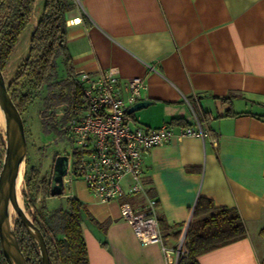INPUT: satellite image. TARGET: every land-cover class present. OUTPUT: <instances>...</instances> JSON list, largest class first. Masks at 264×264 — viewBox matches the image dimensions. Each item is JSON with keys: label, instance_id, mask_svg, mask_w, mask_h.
I'll return each instance as SVG.
<instances>
[{"label": "crops", "instance_id": "crops-1", "mask_svg": "<svg viewBox=\"0 0 264 264\" xmlns=\"http://www.w3.org/2000/svg\"><path fill=\"white\" fill-rule=\"evenodd\" d=\"M65 24L75 73L115 69L122 81H146L141 101L151 104L133 114L136 126H191V105L218 137L215 147L172 139L144 157L165 246L186 235L203 197L235 209L246 235L199 264H264V0H77ZM228 110L236 115L216 118ZM66 197L85 207L88 264H168L160 245H141L121 217L122 203L137 211L142 197L103 203L81 179Z\"/></svg>", "mask_w": 264, "mask_h": 264}, {"label": "trees", "instance_id": "trees-1", "mask_svg": "<svg viewBox=\"0 0 264 264\" xmlns=\"http://www.w3.org/2000/svg\"><path fill=\"white\" fill-rule=\"evenodd\" d=\"M34 0H0V70L7 67L14 47L30 24ZM74 8L71 0H45L37 25L29 39V52L17 69L15 79L8 86L11 99L20 114L31 103L29 94L20 95L24 81L30 83L33 91L44 87L48 90L45 109L69 103L72 108L84 104L82 87L76 81L72 58L67 49L66 14ZM58 60L62 63L66 78L57 82ZM58 87V93L54 89ZM223 100L229 101L230 98ZM134 113L130 114L133 116ZM227 111L216 118L234 116ZM261 118V117H260ZM56 119L54 118V123ZM179 126H189L178 122ZM56 125L54 124V127ZM55 129V128H54ZM46 134L51 129L44 126ZM0 169L4 155V141L0 142ZM22 195L28 206H34L35 195L50 196L51 179L40 177L38 168L25 170ZM67 208L49 214L37 210L33 223L42 232L55 264H88L87 251L82 235V214L84 205L73 197H67ZM184 247L188 254L180 257L177 264H199L198 257L226 244L242 239L246 231L240 216L233 208L215 207L213 203L199 197L192 213ZM159 226L160 220L158 219ZM15 234L27 264H41L38 247L21 221L15 222ZM0 264H7L0 247Z\"/></svg>", "mask_w": 264, "mask_h": 264}, {"label": "built area", "instance_id": "built-area-1", "mask_svg": "<svg viewBox=\"0 0 264 264\" xmlns=\"http://www.w3.org/2000/svg\"><path fill=\"white\" fill-rule=\"evenodd\" d=\"M82 87L84 104L55 113L60 132L71 145L63 189L81 179L87 191L103 203L115 202L125 196L142 197L137 211L129 203L120 205L121 217L131 226L143 246L158 244L168 264H177L188 254L185 234L174 248L165 246L157 216V202L150 197L143 182L144 157L148 152L172 139L185 137L209 141L214 147L218 137L200 119L190 105L194 122L191 126L172 128L163 125L148 129L135 125L128 109L141 101L146 90L143 78L122 81L115 69L93 76L75 73Z\"/></svg>", "mask_w": 264, "mask_h": 264}, {"label": "rangeland", "instance_id": "rangeland-1", "mask_svg": "<svg viewBox=\"0 0 264 264\" xmlns=\"http://www.w3.org/2000/svg\"><path fill=\"white\" fill-rule=\"evenodd\" d=\"M71 1L74 4L77 3V0ZM44 2L45 0H34L33 17L31 18L30 24L20 36L19 41L11 54L8 65L2 72L7 86H9L15 79L18 67L28 56L29 35L33 27L36 25H34V20L38 17V15L40 16ZM57 63L58 68L56 81L59 82L64 80L66 76L60 60H58ZM54 92L58 93V87L54 89ZM19 94H29L31 97V103L27 107L26 111L21 113L26 139V154L23 171L25 172V170L30 167H36L39 170L40 177H46L50 180L55 158L60 155L69 157L72 151L71 145L65 140L60 132V124L57 123V121L54 123L55 113L68 111L71 105L66 103L45 109L44 104L48 96V90L44 87L41 90L33 91L28 81H24L22 83ZM54 124L56 125L55 127ZM45 125L47 126V129L52 130V133L46 134L44 132L43 129ZM1 140L5 141V132L2 125H0V142ZM24 189L23 183L20 193V201L24 212L32 221L35 218V211L37 210H42L49 214L52 211L67 208L66 194H68L69 185L65 187L64 195L61 197H52V199L47 200L46 198H43L41 194H38L37 196L35 195L33 208L28 206L29 201H27L22 195V191H24ZM17 219L18 218L14 212L11 217V222L14 228ZM50 263L55 264L54 257L50 258Z\"/></svg>", "mask_w": 264, "mask_h": 264}, {"label": "water", "instance_id": "water-1", "mask_svg": "<svg viewBox=\"0 0 264 264\" xmlns=\"http://www.w3.org/2000/svg\"><path fill=\"white\" fill-rule=\"evenodd\" d=\"M151 102L139 101L128 109L132 114L146 108ZM0 109L5 118V151L0 169V247L7 264H27L20 249V245L12 225L9 204L13 207L17 218L34 239L38 247L41 264H51L48 247L40 229L26 215L18 205L16 197L17 180L20 175L21 165L24 166L26 154V139L21 114L10 97L8 86L0 70ZM69 158L57 156L54 160L50 181L49 195L61 197L64 195L63 177L66 174ZM24 176V171L22 178Z\"/></svg>", "mask_w": 264, "mask_h": 264}, {"label": "bare ground", "instance_id": "bare-ground-1", "mask_svg": "<svg viewBox=\"0 0 264 264\" xmlns=\"http://www.w3.org/2000/svg\"><path fill=\"white\" fill-rule=\"evenodd\" d=\"M35 24H36V21L34 20V25ZM4 124H5V118H4V115L2 113V110L0 109V125H2L4 127ZM22 174H23V165H21V168H20V175L18 177L17 187H16V193H17L16 197H17L18 205L20 206V208H22L21 201H20V193H21V189H22V186H23V183H24L23 182V178H22ZM14 212L15 211H14L13 207L11 206V204H9L10 218L12 217Z\"/></svg>", "mask_w": 264, "mask_h": 264}]
</instances>
